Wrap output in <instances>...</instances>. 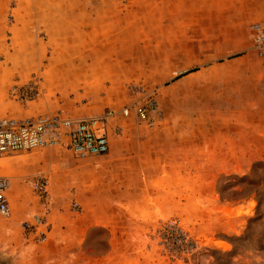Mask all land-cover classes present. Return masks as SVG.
<instances>
[{
  "label": "rangeland",
  "instance_id": "obj_1",
  "mask_svg": "<svg viewBox=\"0 0 264 264\" xmlns=\"http://www.w3.org/2000/svg\"><path fill=\"white\" fill-rule=\"evenodd\" d=\"M105 3L114 14V30L106 36V49L98 51L95 73L85 71L89 78L47 82L39 69L14 70L9 58L18 53L0 52V115L97 116L109 109L108 139L146 142L131 154V170L160 168L163 178L124 180L122 156L114 163L105 155L78 158L57 146L0 155V175L22 186L30 218L40 212L30 186L36 173L46 177L51 199L43 241L27 235L22 228L27 217L17 218L13 205L11 217L0 215V264H62L49 241L58 235L56 228L63 236L64 226L77 222L80 208L97 218L82 246L96 264H264V98L258 93L264 70L248 36L224 21L193 19L181 6ZM105 51L113 63L103 69ZM19 70L25 77H17ZM32 78L38 82L32 100L10 95L12 86L24 89ZM149 99L155 104L151 124L133 112L134 104ZM203 126H219L226 138L232 128L242 129L237 150L251 161L235 165L236 172L228 171L234 165L221 164L225 172L202 179L217 165L186 161L198 159L187 155L194 142L188 131ZM188 168L193 179L181 178ZM11 185L5 194L14 198ZM71 196L77 211L71 210Z\"/></svg>",
  "mask_w": 264,
  "mask_h": 264
},
{
  "label": "crops",
  "instance_id": "obj_2",
  "mask_svg": "<svg viewBox=\"0 0 264 264\" xmlns=\"http://www.w3.org/2000/svg\"><path fill=\"white\" fill-rule=\"evenodd\" d=\"M10 1L0 0V52L18 53L9 58V64L14 70L39 69L44 80L56 83L76 82L89 78L84 75L88 69L91 71L90 76L95 73L93 71L97 66L99 67L98 51L106 49L104 46L109 42L106 36L114 30L110 29L114 14L105 10L106 0ZM137 2L142 5V8L146 4L181 6L182 10L195 14L191 16L193 19L224 21L223 26L245 33L250 41V47L253 36L250 25L254 22L264 23V0H137ZM106 9L108 10V7ZM101 36L102 43H100ZM104 53L106 55H103L100 65L103 69L113 63L109 60L110 54H107V51ZM261 68L264 70L262 60ZM21 72V70L17 71V77L20 79L25 77V74ZM194 72L191 70L187 74ZM244 78L245 76H242L241 79ZM237 89L244 90L240 85ZM258 93L264 98L262 87H258ZM221 114L232 115L234 113L231 110L221 109ZM254 130L256 128H253ZM242 132V129L232 128L230 136L226 138V133L219 126L188 131L189 137H192L194 142L193 150L188 151L187 155L198 159L186 162L217 165L207 170V175L202 177L208 180L212 179L213 175L217 174L216 172H225L219 166L221 164L235 166L239 163L250 162L251 159H244L242 151L237 150L242 148L239 144ZM246 132V138L250 137L249 130ZM143 144L146 142L108 139V150L103 156L105 155L111 163L121 156L124 158L122 173L124 180L162 179L163 173L160 168L154 171H143L136 167V171L131 170V154L136 153V148L144 147ZM250 154H247L246 158L252 156V152ZM32 166L34 171L36 164ZM19 169L18 166L12 172L16 174ZM189 169L191 168H188L187 174L181 178L193 179ZM228 171L236 172V166L234 169L229 167ZM11 187L15 196L10 198L8 194L7 199L10 207L12 205L14 207L15 216L17 218L27 217L25 220H30L31 208L23 197L22 186L17 180H13ZM50 188L52 192L56 190L53 184ZM107 195L104 193V196ZM82 201L86 206L88 205L86 201ZM80 211L81 216L77 222L64 226V233H73L72 236L64 235V233L63 236H59V228H56L54 231H58V235L49 241L52 247H58L59 255L64 260L62 264H96L95 257L85 254L82 246L86 243L88 231L98 224L97 218L82 214L81 208ZM110 251L111 248H108L106 256Z\"/></svg>",
  "mask_w": 264,
  "mask_h": 264
},
{
  "label": "built area",
  "instance_id": "obj_3",
  "mask_svg": "<svg viewBox=\"0 0 264 264\" xmlns=\"http://www.w3.org/2000/svg\"><path fill=\"white\" fill-rule=\"evenodd\" d=\"M250 28L253 33L252 48L264 66V23L254 22ZM37 83V80L32 78L24 89L12 86L9 93L22 102L32 100L37 95ZM154 110L155 104L152 99L133 105L135 117L150 124L154 121ZM121 114L127 115L128 108L121 109ZM112 116L113 113L109 109L97 116H70L62 111L24 117L0 115V155L53 146L62 148L78 158L103 155L108 150L106 123ZM30 186L38 199L40 212L32 215L30 220L23 221L22 228L28 236L43 241L47 228L45 216L51 203L44 174L36 173L32 176ZM8 187V177L0 175V215L4 218H9L12 214L5 194ZM70 207L72 211L78 209V204L72 196Z\"/></svg>",
  "mask_w": 264,
  "mask_h": 264
}]
</instances>
